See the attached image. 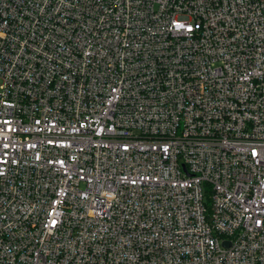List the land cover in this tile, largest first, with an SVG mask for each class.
Masks as SVG:
<instances>
[{"label":"built area","instance_id":"1","mask_svg":"<svg viewBox=\"0 0 264 264\" xmlns=\"http://www.w3.org/2000/svg\"><path fill=\"white\" fill-rule=\"evenodd\" d=\"M0 264H264V0H0Z\"/></svg>","mask_w":264,"mask_h":264}]
</instances>
